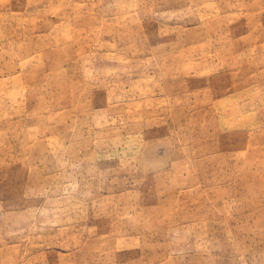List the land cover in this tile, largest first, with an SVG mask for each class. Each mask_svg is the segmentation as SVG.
Returning <instances> with one entry per match:
<instances>
[{
  "label": "rangeland",
  "instance_id": "obj_1",
  "mask_svg": "<svg viewBox=\"0 0 264 264\" xmlns=\"http://www.w3.org/2000/svg\"><path fill=\"white\" fill-rule=\"evenodd\" d=\"M0 264H264V0H0Z\"/></svg>",
  "mask_w": 264,
  "mask_h": 264
}]
</instances>
